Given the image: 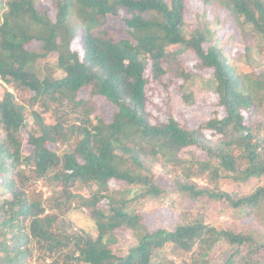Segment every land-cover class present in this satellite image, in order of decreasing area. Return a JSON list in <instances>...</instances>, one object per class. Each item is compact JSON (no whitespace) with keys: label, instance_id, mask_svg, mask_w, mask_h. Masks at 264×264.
I'll return each mask as SVG.
<instances>
[{"label":"trees","instance_id":"16d2710c","mask_svg":"<svg viewBox=\"0 0 264 264\" xmlns=\"http://www.w3.org/2000/svg\"><path fill=\"white\" fill-rule=\"evenodd\" d=\"M49 1L54 21L34 0H0V79L16 88L0 97V264H210L220 244L230 253L225 264H264V185L240 195L191 182L207 175L246 184L264 178V68L248 57L260 76L238 75L214 38L216 27L230 23L244 44L245 33L253 39L248 53L253 45L264 57V0H201L191 32L185 30L191 0ZM219 10L227 14L222 23ZM207 11L215 16L210 22ZM110 15L123 20L124 37L109 31ZM73 38L79 51L70 48ZM33 42L39 48L25 49ZM185 49L200 68L213 71L207 87L222 110L196 130L181 125L170 106L148 101L149 74L159 81L163 64L176 62ZM50 55L63 76L42 74L36 62ZM28 92L34 93L30 105L45 112L64 103L75 123L31 127L30 152L22 140L26 109L17 101ZM83 95L112 105L110 121ZM32 116L42 119L35 111ZM157 170L170 179L171 190L159 186ZM37 181L53 187L48 200L31 191ZM178 196L199 211L204 198L221 202L231 226L217 228L195 213L173 229H153L134 212L140 201ZM79 212L90 219V230L73 229L71 215ZM249 217L257 227L238 229ZM124 232L135 241L127 249L117 246Z\"/></svg>","mask_w":264,"mask_h":264},{"label":"rangeland","instance_id":"374dc122","mask_svg":"<svg viewBox=\"0 0 264 264\" xmlns=\"http://www.w3.org/2000/svg\"><path fill=\"white\" fill-rule=\"evenodd\" d=\"M34 4L37 10L39 9L41 13L46 12L47 16L54 21L56 9L49 0H34ZM187 4L189 10V21L187 23L189 26L186 27L185 30L191 32L193 27L198 23L196 13H201L204 6L201 0H191ZM3 10L4 5L0 2V14H2ZM218 13V20L221 23L224 22L227 15L226 11L219 10ZM203 15L206 16V21L208 20L210 22L215 19V16L209 11ZM105 23L110 27L109 31L113 36L124 37L122 34L124 30V23L121 18L110 15L105 18ZM215 29L217 32L215 33L214 38H218L219 48L223 51L225 57L228 58L229 64L234 67L237 74L246 75L247 72H253L256 76H260L261 69H259V67L252 62L250 63L255 66L256 69L249 67L247 61L248 57L256 58L259 61L260 67L264 68V62H262L264 61V57H258L256 48L252 47L253 45L250 46L252 50L248 53L246 47H248V44H253V39L251 40V37H248V33H245L246 43L244 44L242 36L236 34V30L230 26V23H223L221 27H216ZM229 35L232 38V42L230 40L229 42H226ZM39 46V43L33 42L32 45L25 47V49L34 50L39 48ZM203 47L207 50L210 47V44L206 43ZM70 48L72 50L79 51V40L73 38ZM56 60V55H50L45 60L40 59L36 62V64L42 67L43 75H51L59 78L63 76V74L61 71L55 72V70H53ZM162 68L163 71H165V74L162 75L159 81L153 80L151 74H149L151 87L148 91V101L150 104H161L164 109L170 106L169 108L172 116L175 117L181 125L187 124L194 130L198 129L199 126L209 120V118H213L215 110H217L216 113L218 112V114L222 111L217 108L218 97L211 91V88L207 87V83H209V81L213 78V71L207 68H200L197 57L194 53L190 52V50L185 49L177 55L176 62L174 61L169 64L165 62ZM182 70L185 74H187V78L181 75ZM245 85H247V82ZM15 89V87L5 84L0 79V97L5 90L15 92ZM28 93L29 94H25L21 98L18 97L17 101L26 109L25 117L28 129L23 130L22 140L25 151L30 152L31 148L27 145V140L28 130L31 129V127L39 128L41 123H46L48 125L63 123V125L67 127L69 124L75 123L71 117L72 115L68 116L63 112L64 103L53 106V109L50 112H45L43 111L44 107L42 108L39 105H30L31 98L34 96V93ZM186 94L191 96L189 101H186L184 98V95ZM83 97L87 101L91 99L87 95H83ZM90 106H94V109H97V112L101 113L102 116L109 121L112 114L116 111L112 105L108 104L101 98H92ZM34 111L37 112L38 116L40 115L42 117L41 120H37L32 116V112ZM162 113L163 115L161 116V119L166 120L167 112L162 111ZM248 122H250V125H253L256 123V120L252 117L248 119ZM206 135H209V133ZM52 147L53 146H50L51 149ZM61 148L64 147L61 146ZM156 175V181L159 186L166 190L172 189V182L169 178L163 177L160 174V170L156 171ZM195 180L198 181L197 185L199 188L213 190L215 193H219L221 191L226 193L236 192L240 195H250L258 187L264 185V178L260 180H252L247 184L235 181L231 183L229 180L224 179H217L214 181L210 178V175H207L206 177L194 178L191 182L195 183ZM110 184L114 190L119 189L118 185H120V183L116 184L115 182H111ZM52 188L53 187H51L48 183H40L37 181L31 191L35 194L42 195V199L46 201L51 197ZM60 195L64 198L66 197V195L61 193V191H59V196ZM160 201L161 202L154 201L153 199L140 201L134 208L135 214L143 217L144 223L148 228L150 226L153 229H173L179 220L184 217L189 218L195 213H202L205 216L207 223H210L217 228H227L233 222L230 215L225 211L226 206L221 202H218L217 205H211V203H209V199L204 198L202 201L203 203H197L196 205L202 207L203 211H199L198 207L192 208L186 202L187 200L184 196L173 197L171 200L165 199ZM70 220L73 223L74 230H79L80 228L90 230L89 228L92 225L90 219L84 213L80 212L72 213ZM245 227H248V229H250V227H257L255 225V220L252 217H249L247 220L238 224V229ZM134 244L135 241L128 232H124L119 235L117 244L119 248L127 249V247L133 246ZM229 256L230 253L228 252L227 247L220 244L213 249L210 255V264H225ZM179 263L180 262H176V264Z\"/></svg>","mask_w":264,"mask_h":264}]
</instances>
